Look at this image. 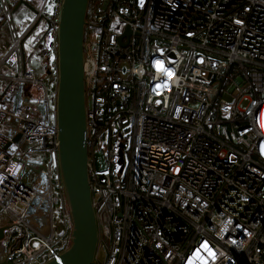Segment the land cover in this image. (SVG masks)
<instances>
[{"label":"built area","instance_id":"obj_1","mask_svg":"<svg viewBox=\"0 0 264 264\" xmlns=\"http://www.w3.org/2000/svg\"><path fill=\"white\" fill-rule=\"evenodd\" d=\"M35 1L18 34L14 11ZM60 1L0 0L3 264L59 261L69 245L54 93L24 46L42 25L30 53L55 64ZM92 1L84 80L95 264H264V0Z\"/></svg>","mask_w":264,"mask_h":264},{"label":"water","instance_id":"obj_2","mask_svg":"<svg viewBox=\"0 0 264 264\" xmlns=\"http://www.w3.org/2000/svg\"><path fill=\"white\" fill-rule=\"evenodd\" d=\"M91 0H61L55 34L57 174L71 222L69 245L44 264H95L99 223L90 189L84 80L87 17ZM26 6V3L22 4ZM21 5V6H22ZM105 9V7L103 8ZM129 31L126 30L125 34ZM3 229H0V239Z\"/></svg>","mask_w":264,"mask_h":264},{"label":"crops","instance_id":"obj_3","mask_svg":"<svg viewBox=\"0 0 264 264\" xmlns=\"http://www.w3.org/2000/svg\"><path fill=\"white\" fill-rule=\"evenodd\" d=\"M37 6H33L30 3H26V6H19L17 9L14 11L12 15V20L13 17L18 12H21L19 14H26V10L29 11L32 15L30 17V22L26 27H23L21 30H18V34H24V32L30 27L32 22L34 21V16H35V9ZM24 12V13H23ZM44 27L40 24L36 25L35 27H32L29 31L26 33V37H30V41L26 44V41L24 43L25 46V56L26 58L29 59V65L34 67L37 71L38 77L46 84V86L50 89V92L53 94L54 89H55V64L51 60H44L40 59L36 55H33L30 53V42L32 41L33 37L38 35L43 34ZM8 41L5 38L4 35H0V50L2 51L3 48L7 47ZM0 51V54H1ZM3 86L0 85V89ZM2 252H0V264H3V256Z\"/></svg>","mask_w":264,"mask_h":264},{"label":"rangeland","instance_id":"obj_4","mask_svg":"<svg viewBox=\"0 0 264 264\" xmlns=\"http://www.w3.org/2000/svg\"><path fill=\"white\" fill-rule=\"evenodd\" d=\"M34 4L37 6L38 2L35 1ZM21 12H18L15 17H13V23L16 26V30H21L23 27H26L29 22H30V17H31V13L29 11L26 10V14H19ZM24 13V12H23ZM30 41V37L27 38L26 44ZM247 106V101H244L241 103L240 107L242 109H244ZM54 217L55 219L59 218V209H58V204L55 203L54 205ZM7 223V219L3 216H0V224L1 225H6ZM1 252V251H0Z\"/></svg>","mask_w":264,"mask_h":264},{"label":"flooded vegetation","instance_id":"obj_5","mask_svg":"<svg viewBox=\"0 0 264 264\" xmlns=\"http://www.w3.org/2000/svg\"><path fill=\"white\" fill-rule=\"evenodd\" d=\"M92 8H93V1L91 0V2H90V8H89V14L91 13V11H92ZM89 14H88V16H89Z\"/></svg>","mask_w":264,"mask_h":264},{"label":"snow or ice","instance_id":"obj_6","mask_svg":"<svg viewBox=\"0 0 264 264\" xmlns=\"http://www.w3.org/2000/svg\"><path fill=\"white\" fill-rule=\"evenodd\" d=\"M204 247L206 248V247H207V245L205 244V245H204Z\"/></svg>","mask_w":264,"mask_h":264}]
</instances>
